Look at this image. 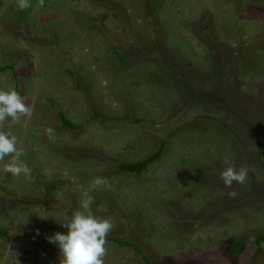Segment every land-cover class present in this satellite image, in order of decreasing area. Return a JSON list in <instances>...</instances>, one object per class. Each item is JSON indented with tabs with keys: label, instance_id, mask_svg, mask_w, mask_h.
Listing matches in <instances>:
<instances>
[{
	"label": "rangeland",
	"instance_id": "374dc122",
	"mask_svg": "<svg viewBox=\"0 0 264 264\" xmlns=\"http://www.w3.org/2000/svg\"><path fill=\"white\" fill-rule=\"evenodd\" d=\"M53 1L23 14L0 0V67L16 73H0V90L18 89L32 109L4 122L32 179L0 162V264H59L48 238L67 234L86 191L93 215L113 224L104 264H264V0ZM60 112L83 127L64 129ZM162 140V160L142 175L117 169ZM229 166L246 168L247 182L226 187ZM96 177L108 183L89 191Z\"/></svg>",
	"mask_w": 264,
	"mask_h": 264
},
{
	"label": "clouds",
	"instance_id": "9594fccd",
	"mask_svg": "<svg viewBox=\"0 0 264 264\" xmlns=\"http://www.w3.org/2000/svg\"><path fill=\"white\" fill-rule=\"evenodd\" d=\"M39 7L44 6V0H38ZM17 10L23 11L31 8V0H16ZM32 109L27 105L23 97L15 90H0V162L5 157L10 159L4 163L3 171L13 177L23 175L26 180L31 181V169L20 160L26 153L17 147V137L11 131L4 130V122L11 120L12 124L19 123L22 117H30ZM54 129L49 127L46 133L50 140L55 139ZM226 164L228 157L224 158ZM221 178L226 187L232 188L233 182L243 185L248 180V171L241 167H227L221 172ZM108 183L107 178H94L89 185V191L98 189ZM233 198L237 195L233 190L229 193ZM94 198L84 193L80 201L79 209L74 211L71 220L63 223L67 228V234L57 232L49 237L50 243L58 244L60 250L59 264H104L107 254V236L113 228L109 219L98 218L92 213L91 205Z\"/></svg>",
	"mask_w": 264,
	"mask_h": 264
},
{
	"label": "trees",
	"instance_id": "16d2710c",
	"mask_svg": "<svg viewBox=\"0 0 264 264\" xmlns=\"http://www.w3.org/2000/svg\"><path fill=\"white\" fill-rule=\"evenodd\" d=\"M56 1L57 0H54L53 3H55ZM51 9L52 8H50L49 10H51ZM26 10L27 9L23 10V14H25ZM41 11H42V15H45L48 12V8H44ZM99 35H101V36L103 35V38L105 40L106 39L109 40L107 30H100ZM106 49H110L113 52V54L118 59L120 58L121 60L122 59L124 60V59H126L124 57H127V56L124 55L123 50L120 47L114 46V47H108ZM99 51H100V49H99ZM250 66H253V65L251 64ZM14 67H15V64H9V65H5L4 67H0V73L3 72L6 69H11V70H14V74L16 75ZM67 72L69 73V75L70 74L71 75L74 74V75H72V77H75V73L72 72L70 69H68ZM178 78H179V76H178ZM77 87H78V89L82 88L80 84H77ZM16 91L19 92L18 89ZM210 97L211 96H200V97H198V99H199V101L202 104L207 105L210 108L212 106V104L215 103V100L211 99ZM205 98H207V99H205ZM92 109L95 110L96 108L93 106ZM210 109H213V108L211 107ZM226 109H227L226 116L229 119V121L231 122V119L237 121L236 120V115L230 112L231 108L227 107ZM59 118H60L61 126L64 129L72 130V131H78V130H80L83 127L82 124L80 125V124H76V123L72 122L70 119H68L66 117V115L63 112L59 113ZM98 118H99V114L95 113L94 114V119H98ZM232 127H234V126H232ZM249 130H250V128H249ZM246 142L248 143V139L247 138H246ZM166 145H167V143L165 142V140H162L161 142H159L158 149L153 154L149 155L148 157H146L143 160L138 161V162H128V163L119 164V165H117V169L122 171V172H124V173L136 174L138 176L142 175L145 171L148 170L150 165L162 160V157H163L165 149H166ZM44 187H45V190H46L47 194L50 195V194H52L54 192V187L53 186L44 185ZM51 226H53V225H51ZM59 226H60V224H59ZM62 227L63 226L61 225L60 229ZM5 229L6 228H3V227L0 228V238H2V236H4L6 234L7 231H5ZM112 241L116 242L120 247L132 248L135 251L139 252L138 248L136 247V245L134 243H131V242L125 241V240H120V239H112ZM255 243H256V245L258 247L264 248V234L259 236V237H257L255 239ZM36 245H39L37 239H36ZM38 247H40V246H38ZM245 247H246V242L245 241H243V240L237 241V242H235L233 244L232 248L230 249V253L233 256L238 257V256H240L242 254V252L244 251ZM41 250L46 251L44 248H41ZM143 259H144L146 264H162L160 262L150 261L146 257H144Z\"/></svg>",
	"mask_w": 264,
	"mask_h": 264
}]
</instances>
